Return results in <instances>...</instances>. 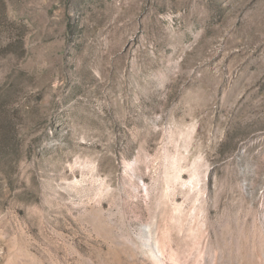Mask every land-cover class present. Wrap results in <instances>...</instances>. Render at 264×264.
I'll return each mask as SVG.
<instances>
[{
  "label": "rangeland",
  "instance_id": "374dc122",
  "mask_svg": "<svg viewBox=\"0 0 264 264\" xmlns=\"http://www.w3.org/2000/svg\"><path fill=\"white\" fill-rule=\"evenodd\" d=\"M0 264H264V0H0Z\"/></svg>",
  "mask_w": 264,
  "mask_h": 264
},
{
  "label": "bare ground",
  "instance_id": "6f19581e",
  "mask_svg": "<svg viewBox=\"0 0 264 264\" xmlns=\"http://www.w3.org/2000/svg\"><path fill=\"white\" fill-rule=\"evenodd\" d=\"M156 253V252H155Z\"/></svg>",
  "mask_w": 264,
  "mask_h": 264
}]
</instances>
